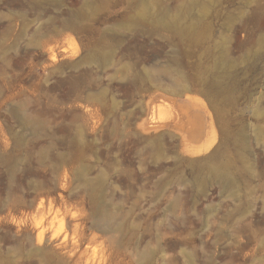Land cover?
Returning a JSON list of instances; mask_svg holds the SVG:
<instances>
[{"label": "rangeland", "instance_id": "rangeland-1", "mask_svg": "<svg viewBox=\"0 0 264 264\" xmlns=\"http://www.w3.org/2000/svg\"><path fill=\"white\" fill-rule=\"evenodd\" d=\"M0 264H264V0H0Z\"/></svg>", "mask_w": 264, "mask_h": 264}, {"label": "bare ground", "instance_id": "bare-ground-1", "mask_svg": "<svg viewBox=\"0 0 264 264\" xmlns=\"http://www.w3.org/2000/svg\"><path fill=\"white\" fill-rule=\"evenodd\" d=\"M169 25L171 26V27H175V24H172V23H169ZM216 83H217V85H218V87L220 86H222L221 85V83H220V81L219 80H217L216 81ZM220 83V84H219ZM100 221H102V220H100ZM46 224H43V228L40 230V232H39V242L41 243L42 241H43V237H44V232L46 231Z\"/></svg>", "mask_w": 264, "mask_h": 264}]
</instances>
